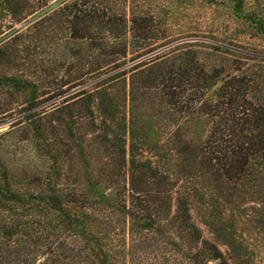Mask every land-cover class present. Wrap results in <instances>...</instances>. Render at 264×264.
<instances>
[{"label":"rangeland","instance_id":"1","mask_svg":"<svg viewBox=\"0 0 264 264\" xmlns=\"http://www.w3.org/2000/svg\"><path fill=\"white\" fill-rule=\"evenodd\" d=\"M17 2L0 0V76H23L37 88L36 94L0 88V107L10 103L12 109L0 115V170L6 171L12 194L33 200L27 211L16 209L23 216L14 217L13 224L37 221L24 215L39 214L48 225L43 228L47 233L37 224L23 229L33 239H19L24 243L6 252L8 263L75 264L67 259L84 248L49 221L56 214L42 200L51 185L71 198L103 206L136 196L134 226L118 213L103 218L86 209L82 214L100 240L107 264H184L181 257L189 248L192 255L214 248L225 264H264L262 188L251 195L249 188L239 187V193L209 175L203 156L211 130L204 110L216 101L222 82L251 77L254 101L264 104V0H92L100 9L131 10L137 20L149 21L151 35L136 33L134 39L129 32L125 42L163 39L176 51L161 65L186 54L194 67L214 72V83L200 99L189 96L174 110L151 85L149 72L132 73L131 63L85 76L94 71L90 63L99 53L67 44V31L59 24L28 25L38 16L22 21L23 16L14 15L21 8ZM96 38L100 46L120 42L105 33ZM40 77L46 81L38 83ZM54 79L76 87L54 91L49 87ZM33 96L39 97L24 103ZM32 103L37 106L29 110ZM11 216L0 210V226L6 227ZM180 218L189 219L185 231ZM190 227L200 238L194 243ZM54 237L66 259L35 258Z\"/></svg>","mask_w":264,"mask_h":264},{"label":"trees","instance_id":"2","mask_svg":"<svg viewBox=\"0 0 264 264\" xmlns=\"http://www.w3.org/2000/svg\"><path fill=\"white\" fill-rule=\"evenodd\" d=\"M45 1L49 2L44 5L40 3V0H18L17 3L21 4V8L14 10V15L16 17L18 15L23 16L22 21L38 16L28 25L36 24V26H39L44 22L59 24L67 31L68 36L64 40L67 44L79 47L86 46L87 50L98 52L99 54L90 63L91 66L93 65L94 71L91 70L85 76L98 73L111 65L120 68L131 63L129 70L132 73L143 76L146 72H149L151 85L162 94L167 106L173 110L186 103L185 100L189 96L195 95L196 99H200L216 79L214 72L202 67H194L190 55L184 54L173 62L166 61L164 65H161V62L167 60L176 51L166 47L167 44L163 42V39L158 40L159 42L141 45L125 42L129 32L134 34V39L136 33H142L140 35L142 37L151 35L148 26L150 22H146L144 19L137 20L136 15L131 10L128 13L126 9L120 11L100 9L95 2L92 3V0ZM59 1L62 3L55 5ZM129 24L130 26H128ZM100 33H105L107 37L111 36L116 41L120 40V42L100 46L95 43L98 39L96 36ZM53 38L56 40V37ZM165 47L166 49H162ZM78 55L74 54V56ZM6 62L8 66H11L10 62ZM96 67L97 69H95ZM41 78L38 79V83L46 81L41 80ZM73 79L76 80V77H73ZM55 80L51 81L52 85H49L50 88L53 86L54 91H61L62 93L65 87L69 89L76 87L75 82L65 83L62 81L55 82ZM254 81L247 76L228 78L222 82L216 95V101L204 110V115L211 119L210 134L203 149L204 161L209 175L219 182L233 185L236 190L239 187L249 188L251 195L259 187L262 188L261 191L264 193V104L254 101ZM2 87L6 89L4 91H11L15 94H24L30 89L37 88L28 78L16 75L0 76V88ZM33 94H36L35 90ZM44 95L46 94H41V96ZM38 97L33 96L29 100L26 99L24 103L28 104L31 101H36ZM187 102H192V100L187 99ZM10 105L8 103L0 107V115L12 111ZM29 105H31L28 108L29 110L37 106L36 103ZM33 119L34 117L26 119V121ZM122 160L123 155L121 154L119 155V161L122 162ZM113 176L119 177L118 174ZM50 186L46 187L48 196L45 195L46 198L42 200H47L48 203L46 201L44 204L56 214V217L50 214L49 221H55L59 224L57 230L63 231L66 234V239L71 240L74 238L77 239L76 241H82L85 245L83 249L73 251L74 257L67 260L70 262L72 260L75 264H107L105 255L102 252L101 242L97 236H93L92 232L87 229L86 224L81 219L82 214L86 215V209L92 212L94 216L103 218H107V216L111 218L118 213L125 217V220L132 221L134 226L138 220V216H136V196L132 198L131 202L123 199V201L116 202L115 206H103L101 204H88L85 200L79 201L77 197L71 198L65 195L64 191ZM133 189L132 187L130 191L134 192ZM239 193L242 194L243 192L239 191ZM73 196H76L75 193ZM32 201H23L17 193L13 192L12 194L9 190L6 171L0 170V210L12 215V219L6 218V227L0 226V250L1 247L5 248L4 252H0V264H9L6 252L12 247L14 249L18 248L20 242L24 243L19 239H33L31 234L23 233V229L26 230V227L36 224L42 230L47 228V217L39 214L36 217L24 215L26 219H39L37 221L26 224H20L19 222L13 224L14 217L23 216L22 214L17 215L16 209L26 210L27 206L33 205ZM5 202L9 205L5 206ZM94 210L95 212H93ZM188 220V218H180L183 231L187 228L186 222ZM192 228L188 229H191L190 238L194 243L200 238H198L196 229ZM42 233H47V231L43 230ZM54 240V243L46 246L43 252L37 251L34 253L35 258H43L44 261H48L45 259L49 256L59 260L60 258L66 259L55 237ZM74 244L77 245L78 243L75 242ZM190 249L187 250L186 255L184 254L181 257L184 264H225L222 262L221 254L214 248H206L196 255H192ZM21 264H27V261L24 260Z\"/></svg>","mask_w":264,"mask_h":264}]
</instances>
